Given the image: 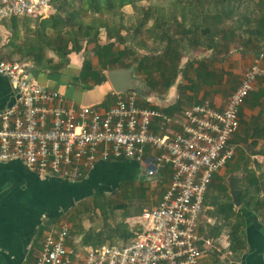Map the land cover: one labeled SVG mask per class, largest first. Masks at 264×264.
Here are the masks:
<instances>
[{
	"label": "built area",
	"instance_id": "built-area-1",
	"mask_svg": "<svg viewBox=\"0 0 264 264\" xmlns=\"http://www.w3.org/2000/svg\"><path fill=\"white\" fill-rule=\"evenodd\" d=\"M55 0H0V21L45 20L56 13ZM20 60H0V77L9 80L15 103L0 112V164L20 162L41 178L76 184L98 162L143 164L149 180L170 170L171 182L158 206L131 219L140 228L125 244L85 246L71 237L67 222L49 226L36 264H202L210 252H228L231 237H205L200 232L204 201L214 176L236 156L232 140L241 126V111L264 79V52L247 68L223 109L210 101L184 111L182 132L170 137L152 131L175 119L139 106L138 92L116 94L107 111L77 107L55 89L29 77ZM157 155L146 161L147 148Z\"/></svg>",
	"mask_w": 264,
	"mask_h": 264
},
{
	"label": "crops",
	"instance_id": "crops-1",
	"mask_svg": "<svg viewBox=\"0 0 264 264\" xmlns=\"http://www.w3.org/2000/svg\"><path fill=\"white\" fill-rule=\"evenodd\" d=\"M123 11L130 18L129 26L133 25L135 17L138 18L135 10L128 6ZM3 22L0 21V60L7 56L8 52L4 47L9 44L12 36ZM100 39L102 45L107 43L106 36L102 35ZM149 43L153 45V41ZM128 45H131L130 42ZM120 48L124 49V46ZM87 50L72 55L70 64L56 72L51 66L56 61L50 55L47 58L51 63L45 68H38L32 62L25 63L28 65L29 77L40 85L57 90L77 107L94 108L104 112L111 109L116 98L113 96L111 84L107 81L99 83L88 71H84V58H89L90 55ZM259 52H264V42ZM196 53L199 54L195 55ZM145 54L158 57L151 55L150 50ZM258 56L241 48L232 50L228 55H217L201 48L191 49L185 54L180 69L185 71L190 62L195 64L196 68L199 63L207 60L208 63L213 62V68L210 66L209 70L220 75V82L215 83V80H212L214 83L204 85L202 79L189 68L186 69V74L179 73L176 82L169 89L159 82L157 73L154 72L152 77L146 76L134 68L135 76L145 82L151 91V96L141 97L139 106L156 109L175 119V122L165 129H162L161 120H155L152 131L170 137L180 134L182 113L205 100L210 101L215 108L223 109L232 92L240 85L245 71ZM17 58L19 57L12 59ZM90 60L93 71L100 74L98 58L92 56ZM105 73L106 71L103 72ZM14 103L15 93L9 80L0 77V112ZM241 114L240 130L232 140L238 152L232 160L233 163L214 176L204 201L205 210L201 217L200 232L205 237L217 238L225 233L231 237L232 226L240 223V237L244 249L235 250L231 238L230 251L210 252L202 264H264V79L258 82L256 91L242 108ZM156 155L157 151L149 147L144 159L150 163ZM145 170L146 167L136 162L100 161L83 181L72 184L55 177L41 178L18 161L0 164V264H36L42 250L45 231L49 226L67 222L73 231V224L66 220L74 219L75 216L82 217L85 207L87 204L92 206L95 197L115 192L123 182H131L133 185L138 182L152 183ZM161 171L155 184H162L166 191L171 182V172ZM240 172L245 175V183L241 185V196L244 193V199L241 200L240 196L241 206L235 208L231 202L228 180L230 176ZM223 193L226 198L219 201L220 204L215 210L210 200L217 199ZM162 197L163 195L161 199ZM230 202L236 215L227 219L221 206H230ZM214 227H223L217 236ZM228 228L230 230H227Z\"/></svg>",
	"mask_w": 264,
	"mask_h": 264
},
{
	"label": "trees",
	"instance_id": "trees-1",
	"mask_svg": "<svg viewBox=\"0 0 264 264\" xmlns=\"http://www.w3.org/2000/svg\"><path fill=\"white\" fill-rule=\"evenodd\" d=\"M145 1L55 0L56 13L48 19L4 20L3 25L12 34L9 44L4 47L8 52L4 59L12 60L18 56L21 62H32L38 68H45L51 63L46 58V52L50 51L62 61L52 67L56 72L70 64L72 55H78L94 44L93 53L99 60L100 74L93 71L90 58L85 60L84 71L99 83L107 81L104 71L135 68L146 76L152 77L154 72L157 73L159 82L169 89L179 73L186 74L189 68L204 85L212 80L220 82V75L209 70L210 66L213 68V62L208 63L207 60L196 68L190 62L185 71L180 69L185 54L191 49L201 48L217 55H228L241 48L260 55L264 42V0H157L160 3L172 2V10L139 6ZM128 6L135 10L137 19L140 18L134 27H126L124 23L126 15L123 10ZM102 35L107 38L105 45L100 43ZM149 41H153L150 54L158 57L140 55V50H147ZM221 208L227 219L236 215L231 202L230 206ZM222 229L214 227L216 236ZM125 230L126 227L120 233L121 237ZM240 231V223L232 226L231 238L238 251L244 249ZM75 234L81 236L82 243L88 247L98 248L106 242L105 233L101 231L79 229ZM132 237L134 234L127 230L125 239ZM107 239L113 242L112 236Z\"/></svg>",
	"mask_w": 264,
	"mask_h": 264
},
{
	"label": "rangeland",
	"instance_id": "rangeland-1",
	"mask_svg": "<svg viewBox=\"0 0 264 264\" xmlns=\"http://www.w3.org/2000/svg\"><path fill=\"white\" fill-rule=\"evenodd\" d=\"M140 5H144L145 7L159 6V7L165 8L166 10L173 9L172 2L160 3L157 0H146L145 2L140 3L139 6ZM135 14L137 16L136 12ZM125 15L126 17H125L124 23L126 24L125 26L128 27L130 25V18L127 14ZM139 19H136L135 17V21H133L134 23L132 25L133 27L135 25H138V21L140 22ZM25 20L26 19H22L20 21H25ZM143 39L145 40V42L147 41L146 40L147 35L145 31L143 32ZM94 47H95L94 44L89 46V48L91 49L92 48L94 49ZM89 48L87 47V49ZM93 49L90 51L87 50V53L89 52L90 54L89 58L94 56ZM151 49H153V45L148 42L147 50H140V55H146L145 52ZM197 54L199 53H196L195 55ZM49 55L52 57V59L56 61V63L51 64L52 67L62 62L60 58H58L53 52L47 51L46 58ZM15 60L19 61L20 58H17ZM85 60H86V57L84 58V61H83L84 63H85ZM232 163L233 162L231 161L229 165ZM141 165L145 168L143 164ZM150 168L154 170L153 167L146 168L147 176H149L148 170ZM151 182L152 183H149V182L139 183L138 182L137 185H133L131 182H128V183L123 182L120 184V189H117L115 192H112L109 195L95 197L94 203H92L93 205L90 206L89 204H87V206L85 207L84 209L85 214L82 217L75 216L74 219H71V218L67 220L65 219L66 221L73 224L74 228L71 233V237L77 238L78 236L77 234H75L76 231H79V229H83L84 231L104 232L106 236L105 244H111L113 242L116 244H124V243H128L134 240L136 238V233L137 234L140 233V228L133 227L129 222L131 221V219L142 215V213L145 210H149L151 208L156 207V205H158V202H160L161 200V195H163L165 192L164 191L165 189L162 186V184H159V183L155 184V180H152ZM224 194L225 193H223L217 199L210 200V203L213 204L214 206L213 208L215 210L220 204L219 201H221L222 198L223 199L226 198ZM203 214H204V211H203ZM124 227H126V230H125V234L122 236L124 238L122 239L120 233L123 231ZM127 230L132 232L134 234V237L130 239H125V235H127ZM227 230H230V229L228 228ZM109 236L113 237V242L107 239Z\"/></svg>",
	"mask_w": 264,
	"mask_h": 264
},
{
	"label": "water",
	"instance_id": "water-1",
	"mask_svg": "<svg viewBox=\"0 0 264 264\" xmlns=\"http://www.w3.org/2000/svg\"><path fill=\"white\" fill-rule=\"evenodd\" d=\"M133 70L134 68L113 69L106 71L105 74L107 82L111 84L113 92L116 94L138 92L142 97L151 96V91L147 88L146 83L136 77L134 74L135 71ZM243 183H245V175L243 174V172L233 174L229 177V193L232 198L231 202H233L235 208H239L241 206L240 196L242 193L241 185Z\"/></svg>",
	"mask_w": 264,
	"mask_h": 264
}]
</instances>
